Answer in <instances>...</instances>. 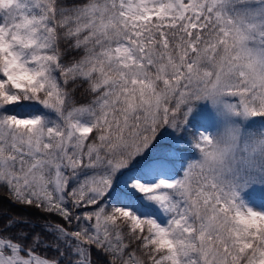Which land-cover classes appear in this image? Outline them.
I'll return each mask as SVG.
<instances>
[{
  "label": "snow or ice",
  "instance_id": "1",
  "mask_svg": "<svg viewBox=\"0 0 264 264\" xmlns=\"http://www.w3.org/2000/svg\"><path fill=\"white\" fill-rule=\"evenodd\" d=\"M0 264H264V0H0Z\"/></svg>",
  "mask_w": 264,
  "mask_h": 264
}]
</instances>
